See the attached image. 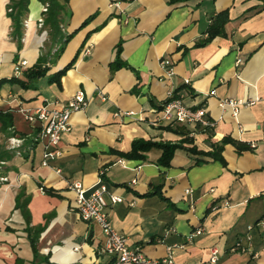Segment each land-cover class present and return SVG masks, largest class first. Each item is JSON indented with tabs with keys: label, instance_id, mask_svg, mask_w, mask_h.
Wrapping results in <instances>:
<instances>
[{
	"label": "crops",
	"instance_id": "obj_1",
	"mask_svg": "<svg viewBox=\"0 0 264 264\" xmlns=\"http://www.w3.org/2000/svg\"><path fill=\"white\" fill-rule=\"evenodd\" d=\"M64 1L60 34L52 37L44 25L47 6L39 0H29L20 29L9 0H0V80L18 77L21 61L30 68L41 54L52 57L67 35L73 34L49 74L78 54L60 86L46 78L29 89L1 86L0 112L13 117L9 138L29 143L36 133L37 124L23 111L61 108L78 91L88 102L71 115L72 129L57 147L61 155L49 167L40 165V144L26 153L24 144L11 149L0 134V143L15 152L3 165L7 180L0 187V264H108L98 252L100 229L79 218L69 189L79 182L88 194L99 178L122 198L108 208L112 227L148 258L264 264V0ZM226 10L225 34L195 47L211 18ZM117 59L121 67H115ZM175 92L187 108L204 107L214 126L160 120L161 103ZM226 99L251 104L235 116L219 105ZM226 138L249 149L238 154L224 145L225 166L184 149L206 154ZM135 140L184 148L174 151L168 167L159 165L162 151L156 147L140 152L143 159L120 157ZM19 195L27 200L29 230L15 206ZM198 228L202 233L190 238Z\"/></svg>",
	"mask_w": 264,
	"mask_h": 264
},
{
	"label": "built area",
	"instance_id": "obj_2",
	"mask_svg": "<svg viewBox=\"0 0 264 264\" xmlns=\"http://www.w3.org/2000/svg\"><path fill=\"white\" fill-rule=\"evenodd\" d=\"M46 10V7L43 8V12ZM240 62V59L236 61L237 64H240ZM161 64L168 74L172 73V64L169 60L164 59L161 61ZM25 66V61L19 62L15 74L20 76L21 70ZM87 104L88 102L84 93L78 91L61 108H49L45 105L34 111H23L25 119L29 123L37 124L38 126L35 130L36 133L31 138L30 144L25 150L30 153L36 145L40 144L42 146L40 162L42 167H49V161L61 155L57 147L62 135L69 133L72 129L70 121L71 115L78 110L84 109ZM250 104V102L244 103L231 99L222 100L219 103L221 108H231L235 116L240 106ZM126 115H129V113ZM160 115V120L162 121L194 124L203 128H211L214 126L213 122L207 119L204 107L194 110L187 108L183 105L180 98L161 105ZM24 140L18 136H13L9 138V147L11 149H18L24 144ZM0 180L5 182L7 179L2 177ZM131 183L135 184L136 180H133ZM69 189L76 195L75 209L79 218L86 223L96 225L100 229L103 236V243L98 252L100 256L109 260L108 264H175L170 255L162 259L148 258L139 246L130 247L127 238L112 227L109 221L108 208L113 204L121 203L122 198L109 193L106 184L100 178L88 194V189L84 188L79 182L72 183ZM261 225L264 227V220ZM201 233L202 229L198 228L189 237L192 238ZM216 256L217 251L213 250L211 252L210 262H216Z\"/></svg>",
	"mask_w": 264,
	"mask_h": 264
},
{
	"label": "trees",
	"instance_id": "obj_3",
	"mask_svg": "<svg viewBox=\"0 0 264 264\" xmlns=\"http://www.w3.org/2000/svg\"><path fill=\"white\" fill-rule=\"evenodd\" d=\"M43 5L47 6V11L44 19V25L48 28H50V32L52 34V37H57L60 33V23L62 16L64 15L66 11V6L64 2H60V0H39ZM28 5L29 0H9V7L11 8L10 16L13 19V24L15 29H20L22 26V19L24 15L28 11ZM93 19V16H90L87 18L81 27L87 25L91 20ZM229 17H228V11H222L216 13L212 18L210 25L208 26L206 30V37L199 40L195 47H202L211 40H213L217 36H223L225 34V25L228 23ZM73 34L65 36L64 40L59 45V48L55 50L53 53V56L51 57L49 53L41 54L38 58V62L33 65L30 68H23L21 70V74L18 77H11L9 79H1L0 80V88L4 84H17L23 89H29L32 87V85L40 80L46 78L47 82L49 84L55 83L58 86H60V80L65 75V73L72 67L73 63L75 62L78 54L73 58V60L67 64L63 69L53 73L49 74V71L51 69V66H54L56 63V59L60 57V54L62 53L65 44L72 38ZM86 41V40H85ZM84 41V43H85ZM83 43V44H84ZM120 44L117 46V58L120 54ZM115 67H121L120 62L117 59V63L115 64ZM179 99V95L177 92L173 93L169 98H167L165 101L161 103V105L174 100ZM13 127V117L8 112H0V134L3 135L4 141L12 136L14 132L12 131ZM4 141L0 143V178L4 177V175L7 172V168H4V163H7L10 161L13 157L15 152L8 150L5 148ZM185 143H190V140L186 139L184 141ZM30 142L24 143L23 148H27ZM231 144L235 147L238 154H240L243 150L249 149V146L244 145L239 142H235L230 138L224 139L221 144L217 146H213V150L204 154L202 152L197 151L195 147L190 148H184L182 144H169V143H156V142H150V141H142V140H135L132 143L131 151L127 154L118 153L120 157L123 158H141L143 159V156L140 155V152H145L153 147L159 148L162 151L161 157L159 159V165L162 167H168L170 164V161L172 159L173 153L178 148H184L187 152L191 154H203L211 157L213 160L218 161L223 166H225V161L222 158V150L224 145ZM27 153V151H26ZM4 184L0 180V187ZM41 189L45 193H49L48 190H46L44 187L41 186ZM27 200H22V196H17L16 200V208L20 209L26 219L27 222V230H29L28 224H29V216L28 212L26 210Z\"/></svg>",
	"mask_w": 264,
	"mask_h": 264
}]
</instances>
